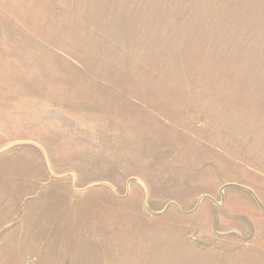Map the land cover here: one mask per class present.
Here are the masks:
<instances>
[{"label":"rangeland","instance_id":"rangeland-1","mask_svg":"<svg viewBox=\"0 0 264 264\" xmlns=\"http://www.w3.org/2000/svg\"><path fill=\"white\" fill-rule=\"evenodd\" d=\"M0 264H264V0H0Z\"/></svg>","mask_w":264,"mask_h":264}]
</instances>
